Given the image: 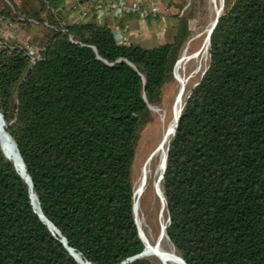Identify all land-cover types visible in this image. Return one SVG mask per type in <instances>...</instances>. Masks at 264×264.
Masks as SVG:
<instances>
[{"label":"trees","instance_id":"1","mask_svg":"<svg viewBox=\"0 0 264 264\" xmlns=\"http://www.w3.org/2000/svg\"><path fill=\"white\" fill-rule=\"evenodd\" d=\"M20 1L0 0V114L60 236L0 149V264H78L61 239L85 263L122 264L144 249L131 176L139 136L188 23L170 16L171 41L145 49L117 43L94 10L79 19L90 0ZM14 23L47 29L28 41L35 64L1 34ZM208 55L165 157V235L185 264H264V0H223Z\"/></svg>","mask_w":264,"mask_h":264},{"label":"rangeland","instance_id":"2","mask_svg":"<svg viewBox=\"0 0 264 264\" xmlns=\"http://www.w3.org/2000/svg\"><path fill=\"white\" fill-rule=\"evenodd\" d=\"M156 1L158 2L160 8L163 11L165 10V7H170L172 9V13H174V15L178 14V12H179V10H181V8H185V11L180 16H181V18H184V20L187 21V23H188L187 24L188 38L181 48L179 58L183 54V51L187 45L189 48H191V49L188 48V50H189L188 54L191 53L189 55H192L196 52H199L200 49L202 48V45H203L202 42H204L205 31L208 29V26L210 25V23L214 19V6L211 4L210 0H169V1H171L170 4H169L168 0H156ZM220 1L223 4V0H220ZM75 2H76V0H67L68 7L73 6L75 4ZM15 3L17 5H20L21 1L15 0ZM169 14L171 15V11L168 12V15ZM97 22L99 23V21H97ZM153 25L154 26L152 27L151 31H149L148 29H146L144 27H141V30L144 33V36H143V34L142 35L140 34L141 31L138 33L139 45L142 48L150 49V48H154V47L158 46L159 44H161V43L157 42V39H158V37H160L161 32L156 33V31H155L158 29L157 25H159V24H153ZM109 27L111 28V26H109ZM136 27H139L138 23L136 24ZM146 27H148V25H146ZM46 33H47V29L41 25H32L31 24V25L22 26L20 23H14L10 28L9 27H5V28L3 27L1 30V34L3 36H7L8 34H13L14 37H16L20 41V43H22L23 45L28 44V41L30 39L42 38L43 35ZM128 40H129L128 42H131L129 37H128ZM190 45H191V47H190ZM179 58H178V60H179ZM208 64H209V55H208V47H207V52L205 54L204 61L201 64L200 70L193 76V78L190 79V81L186 85L185 93L183 96V103H184V100L187 97L189 91L196 85V83L202 77V74L207 69ZM196 67H197L196 63H194V64H193V62L188 63L185 66V71L183 73V76L189 77L191 75V73H193L196 70ZM178 87H179V85L176 81V77L173 74V81L171 83L166 84L163 88L161 105L159 107H156L159 110H161L162 112L167 113L168 116L170 114V109H171L172 103H173L175 96L177 94ZM150 114H151V120L139 136V141H138V145L136 148L135 157H134L132 167H131V176H132L134 193L136 191L135 188H136L137 182H138L140 175H141V169H142L143 161L148 156L150 151H152L154 149V147L157 145V143L162 138L164 128L167 124V122H164L161 120V117L159 114L157 115L151 111H150ZM148 189H149V190H147L148 192L146 191V193L144 194V196L142 197V200L140 202L139 219L143 224V228H144V231L146 232V234L152 240H155L157 237V234H158V226L157 225H158L159 204L155 203V200L153 199L154 197H153V192H152L151 188L148 187ZM137 212H138V210H137L136 206L134 205V218L137 216ZM163 219L167 225L166 210H165ZM145 228H148V229H145ZM167 241H168V239H167ZM169 244H171V243L169 242ZM175 255H176V253H175Z\"/></svg>","mask_w":264,"mask_h":264},{"label":"bare ground","instance_id":"3","mask_svg":"<svg viewBox=\"0 0 264 264\" xmlns=\"http://www.w3.org/2000/svg\"><path fill=\"white\" fill-rule=\"evenodd\" d=\"M210 2L214 6V19H215L216 15L220 13L221 1L220 0H210ZM214 19L208 26V29L205 31L204 42L201 41L203 45L200 51L192 55H189L191 53L188 54L189 47L187 45L183 51V54L181 55L177 64L174 67L175 69L174 75L176 77V81L179 87H178V91L175 96V99L172 103L169 116L167 115V113L162 112L156 107H152V106L150 107V111L157 115L159 114L161 117V120L164 122H167V124L164 128L162 138L157 143V145L154 147V149L150 151L148 156L143 161L141 175H140V178L135 188L136 191L134 193V205L136 206L138 210L137 216L135 217V222L137 224L140 237L144 244V249L142 251L141 258L150 260L152 264H182L180 258H179L180 261L177 259L174 248L172 247L171 244H169V242L167 241V237L165 235L166 223L163 219V216L165 213V203H164L163 195L161 191L162 175L164 171L165 157L167 153L168 144L173 135V131H174L178 116L180 114V111L183 107V96L185 93V88L188 82L190 81V79L193 78V76L200 70L201 64L204 61L205 54L207 52V47H208L207 37H208L209 29L212 23L214 22ZM190 62H193V64L196 63L197 65L196 70L193 73H191L189 77H184L183 73L185 71V66ZM3 124H4L3 120L0 118V144L3 149V153L5 157L13 163L16 172L28 182V177L25 176V170L20 160V157L16 151V148L12 140L5 133L3 129ZM148 187H150L153 192V197H154L153 199L155 200V203L159 204L158 225H157L158 234L155 240H152L146 234L143 228V224L139 219L140 202L142 200V197L146 193V191L149 190ZM30 199H31L33 210L36 213L40 214L35 195L33 194L31 190H30ZM145 229H148V228H145ZM50 230L51 232H54L56 234V231L55 229H53V227L50 226ZM72 254L78 263L88 264V263H85L79 255L75 254L74 252H72Z\"/></svg>","mask_w":264,"mask_h":264},{"label":"built area","instance_id":"4","mask_svg":"<svg viewBox=\"0 0 264 264\" xmlns=\"http://www.w3.org/2000/svg\"><path fill=\"white\" fill-rule=\"evenodd\" d=\"M91 10H94V12L102 18L109 16L112 19L121 20L125 16L136 17L138 21L144 25H146L150 19L155 24L164 23L166 20V14L160 8L156 0H103L102 2L100 0H90L86 3L85 7L81 8L82 14L79 19L85 17ZM184 11L185 8H182L178 12V16L182 15ZM7 27L10 28L11 25H7ZM126 30L127 28L124 26L120 30L114 32L117 43H128L129 40L125 34ZM13 36V34H8L5 37L12 38ZM1 46L2 43L0 42V48ZM24 48L31 64H35L40 60V49L29 44H25Z\"/></svg>","mask_w":264,"mask_h":264},{"label":"crops","instance_id":"5","mask_svg":"<svg viewBox=\"0 0 264 264\" xmlns=\"http://www.w3.org/2000/svg\"><path fill=\"white\" fill-rule=\"evenodd\" d=\"M77 1L79 2V0H76V2ZM83 7H84V5L81 8H83ZM169 11H171V15L170 14L168 15ZM164 13L166 14L165 22L161 23V24L159 23V25H157L158 29L155 30L156 33L161 32L160 37H158V39H157V42L161 43V44L170 42L173 35H174V29H173L174 24H173L172 18L170 17V16L174 15V13H172V9L170 7H165ZM97 21H99V23H105V24L111 26V29L114 32L116 30L121 29L120 23L118 21H116L115 19L110 18L109 16H107L106 18H102L101 16H99L97 18ZM137 23H138L139 27H136ZM153 24H155V23L150 20L146 24V25H148V27H146V25L140 23L136 18H133V17L127 18L126 23H125L127 30H126L125 34L127 35V37L130 38V41L132 43L139 44L138 33L141 31L140 34L141 35L143 34V36H144V33L141 30V27H144V28L148 29L149 31H151L152 27L154 26Z\"/></svg>","mask_w":264,"mask_h":264},{"label":"water","instance_id":"6","mask_svg":"<svg viewBox=\"0 0 264 264\" xmlns=\"http://www.w3.org/2000/svg\"><path fill=\"white\" fill-rule=\"evenodd\" d=\"M222 4V3H221ZM222 9H223V4L221 5V7H220V13L219 14H217L216 15V17H215V19H214V22L212 23V25H211V27H210V29H209V33H208V37H207V39H208V45H209V39H210V36H211V33L213 32V30H214V28H215V26H216V24H217V22H218V19H219V17H220V14H221V12H222ZM177 62H178V60L176 61V63H175V65L177 64ZM175 65H174V67H175ZM148 109H149V111H150V106H148ZM182 110V109H181ZM181 112V111H180ZM179 116H180V114H179ZM179 116H178V119H179ZM0 118L3 120V118H2V116H1V114H0ZM178 119H177V122H178ZM177 122H176V125H175V128H174V132H175V130H176V126H177ZM4 123V122H3ZM174 132H173V135H174ZM173 135H172V137H173ZM172 137H171V139H172ZM11 139V138H10ZM171 141V140H170ZM170 141H169V144H170ZM13 142V141H12ZM13 144H14V142H13ZM169 144H168V147H169ZM14 146H15V144H14ZM15 148H16V146H15ZM0 149H1V151H2V153H3V149H2V147H1V144H0ZM16 151H17V149H16ZM18 153V152H17ZM167 153H168V148H167ZM167 153H166V158H167ZM3 155H4V153H3ZM19 155V154H18ZM5 156V155H4ZM20 157V156H19ZM6 158V157H5ZM7 159V158H6ZM20 160H21V158H20ZM21 162H22V160H21ZM22 164H23V162H22ZM14 166V165H13ZM23 167H24V165H23ZM24 170H25V168H24ZM164 171H165V168H164ZM164 171H163V174H164ZM20 176V175H19ZM28 177V176H27ZM20 178L29 186V188H30V190H32V184H31V181H30V179H29V177H28V182H27V180H25L24 178H22L21 176H20ZM162 178H163V175H162ZM35 198H36V196H35ZM163 200H164V203H165V205H166V201H165V199L163 198ZM36 201H37V198H36ZM32 205V204H31ZM37 205H38V201H37ZM39 208V207H38ZM40 211V210H39ZM35 212V211H34ZM36 213V212H35ZM37 215H38V217H39V219L47 226V228H48V230L51 232V230H50V226L51 227H53L45 218H44V216L41 214V212H40V214L39 213H36ZM134 221H135V218H134ZM169 224V218H167V225ZM135 225H136V227H137V224H136V222H135ZM167 225H166V227H167ZM53 229H55L54 227H53ZM137 230H138V227H137ZM55 231H56V234L58 235V236H60V234H59V232L55 229ZM52 233V232H51ZM138 233H139V230H138ZM52 235L54 236V234L52 233ZM139 236H140V233H139ZM60 242L63 244V246L67 249V251L69 252V254H70V256L71 257H73V259L75 260V258H74V256H73V254H72V250L70 249V248H68V246H67V244H66V241L64 240V239H61L60 240ZM141 254H142V252L140 253V254H138V255H136V256H134V257H132V258H129V259H127L125 262H123L122 264H126L127 262H132V261H134V260H137V259H141ZM180 260H181V262H182V264H185L184 263V261L180 258ZM76 261V260H75ZM77 262V261H76ZM78 263V262H77ZM78 264H80V263H78Z\"/></svg>","mask_w":264,"mask_h":264}]
</instances>
